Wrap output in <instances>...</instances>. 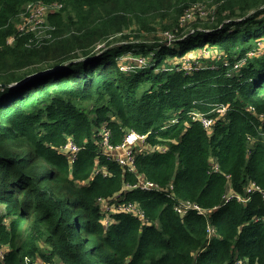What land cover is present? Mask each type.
<instances>
[{
  "label": "trees",
  "instance_id": "16d2710c",
  "mask_svg": "<svg viewBox=\"0 0 264 264\" xmlns=\"http://www.w3.org/2000/svg\"><path fill=\"white\" fill-rule=\"evenodd\" d=\"M38 1L63 4L42 38L18 30ZM199 5L208 16L181 23ZM262 44L264 0H0V264H264L262 195L224 201L264 189ZM104 128L115 145L147 136L135 173L106 159ZM138 176L161 188L125 195L146 220L106 229L98 202ZM184 201L207 216H181Z\"/></svg>",
  "mask_w": 264,
  "mask_h": 264
},
{
  "label": "built area",
  "instance_id": "2783aa9c",
  "mask_svg": "<svg viewBox=\"0 0 264 264\" xmlns=\"http://www.w3.org/2000/svg\"><path fill=\"white\" fill-rule=\"evenodd\" d=\"M62 8L63 4L57 2L48 4L40 1L31 2L26 5L24 8L25 12L20 16L21 21L18 25V30L23 33L29 31L37 32V36L40 37L45 32L47 17H49L51 14L59 12ZM196 14L202 17L205 14L203 7L199 5L188 10L182 17L181 23L185 24L191 21L194 19ZM9 41L11 43L13 39H10ZM238 67L239 66H236V68ZM220 112L224 113L225 109L220 110ZM192 117L194 120L200 122L204 129L209 132H211L214 124L216 123L215 119L210 118L209 116L200 112H193ZM101 136L102 143L100 146L103 149V154L105 155L106 159L110 162L118 164L126 171L135 173L137 154L149 148V145L146 143L147 136L138 134L135 131H130L125 136L123 142L119 145H115L111 142L112 135L105 128L101 130ZM81 150L82 148L73 140H69L61 148V152L66 156L70 165H74L78 161ZM157 150L160 152H166L167 148L159 147ZM213 168L215 171H218V163L215 162ZM134 189H141L144 191L161 190V188L159 189L155 183L145 179L142 176H138L137 183L127 185L124 188L123 193L118 194L110 199L100 200L98 203L100 206V211L104 215L103 224L106 229L109 228V226L113 223V215L118 213L133 215L135 218L141 221L146 220L145 212L138 204L125 201V195ZM256 192L260 193L264 200V189L252 182L249 184L244 194H239L232 189L229 190V192L224 196V201L225 203H229L230 201L237 200L239 203L246 204L250 201L251 195ZM191 210L197 211L203 216H207L208 213L203 208L190 201L181 202L176 206V211L181 216H185ZM208 235L209 238L215 235V229L212 226H208ZM5 253L6 248L0 242V260L4 259ZM235 264H245V261L242 259H236Z\"/></svg>",
  "mask_w": 264,
  "mask_h": 264
},
{
  "label": "rangeland",
  "instance_id": "374dc122",
  "mask_svg": "<svg viewBox=\"0 0 264 264\" xmlns=\"http://www.w3.org/2000/svg\"><path fill=\"white\" fill-rule=\"evenodd\" d=\"M203 9H204V15L202 16V17H207L208 16V14L210 13L209 11H207V9H206V7L205 6H203ZM203 19H205V18H203ZM48 29H49V24H48V20H47V24H46V27H45V32L40 36V38H42V37H44V35L46 34V32L48 31ZM40 31V30H39ZM38 31V32H39ZM35 33H37V32H35ZM262 47L264 48V44H262ZM262 53H264V49H263V51H262ZM208 55H210V56H212V57H216V55H217V52L216 51H210L209 53H208ZM191 58L192 59H195V56L194 55H191ZM139 59V58H138ZM128 60H130V61H135V62H139L140 63V61L141 60H135V56H125V57H123L121 60H120V62H119V65L122 67V69H129V65L128 64H126V61H128ZM35 264H41V262H36Z\"/></svg>",
  "mask_w": 264,
  "mask_h": 264
}]
</instances>
